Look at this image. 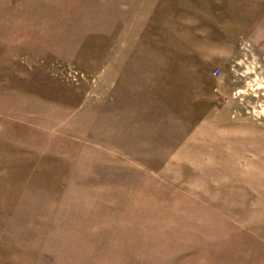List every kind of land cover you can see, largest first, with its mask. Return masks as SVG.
<instances>
[{
	"label": "rangeland",
	"instance_id": "374dc122",
	"mask_svg": "<svg viewBox=\"0 0 264 264\" xmlns=\"http://www.w3.org/2000/svg\"><path fill=\"white\" fill-rule=\"evenodd\" d=\"M0 264H264V0H0Z\"/></svg>",
	"mask_w": 264,
	"mask_h": 264
}]
</instances>
